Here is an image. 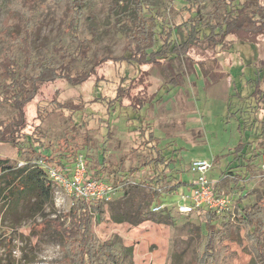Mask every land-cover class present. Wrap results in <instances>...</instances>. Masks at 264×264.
<instances>
[{
	"label": "rangeland",
	"instance_id": "1",
	"mask_svg": "<svg viewBox=\"0 0 264 264\" xmlns=\"http://www.w3.org/2000/svg\"><path fill=\"white\" fill-rule=\"evenodd\" d=\"M13 1L0 0V53L6 45L4 39L13 31L7 26L8 10ZM89 1L93 21L90 22L86 11L79 35L82 39H90L92 24L96 38L88 61L79 65L78 70L90 68L102 57H120L125 36L130 32L129 21L123 12L125 8H119L115 17L108 16V6L114 2L118 4L119 0ZM212 4L213 0H205L202 13H208ZM183 6V0L146 1V9L170 27L188 18ZM63 13L64 3L61 2L42 14L33 42L36 55L48 56L58 43L74 50V44L62 32ZM227 41L230 48L227 42L223 48L192 47L187 55L164 61L160 68L107 61L96 68L95 76L81 85L71 86L57 80L40 87L24 108L26 127L23 133L35 136L42 146L34 145L31 153L26 142L17 148L9 143L0 144V158L23 166L30 158L37 159L39 153H50L52 163L45 166L38 161L36 166L54 181L52 201L33 219L16 225L3 214L0 203V263L7 261V253L11 250V260L15 264H66L60 248L61 239L48 224H70L67 215L73 207V193L67 184L73 177H93L92 173L98 169L95 161L104 159L108 166L99 170L98 178L109 188L110 199L103 202L102 220L92 217L93 235L101 242L113 241L117 252L133 247L134 264H192L203 234V224L195 214L180 215L174 211L172 205L178 204V194L161 197V204L168 207L158 213L159 220L138 224L131 202L122 199L123 186L112 185L114 173L122 171V175L129 168H137L132 182L141 189L140 181L149 173L141 168L143 157L147 155L140 145L141 132L146 136L147 131H151L165 155L172 154L174 163L169 179L173 178V182L178 179L189 183L193 179L189 166L194 160L212 163L207 179L219 181L218 192L231 197L229 210L222 214L219 223L227 220L234 223L236 194L235 189L231 192L232 183L224 172L234 161L231 151L239 142H250L257 147L261 140L259 135L264 123L253 121V103L247 96L254 90L257 80L264 82V35L239 32ZM18 57L21 60V56ZM141 71L149 74L144 82L149 93H156V99L161 101L143 109L139 118L136 119L128 109L110 111L96 100L98 97L112 99L119 86H128ZM178 74L184 76L180 85H167ZM141 88L137 86L132 93ZM7 113V110L0 111V119H6ZM245 117L249 118L250 126L244 124ZM79 148L78 156L72 158L73 151ZM261 150L263 155L257 161L258 166L245 182L248 198L242 207L254 203L264 190V147ZM63 154L68 157V161L62 160L64 170H55L53 166H57V160ZM215 159L217 164H214ZM175 170L178 173H174ZM50 171L55 173L54 178ZM168 183L172 182L168 180ZM187 186L181 187L178 193L186 191ZM122 212L124 216H121ZM231 235L232 241L227 243L237 255L234 264H252L242 250L246 245L244 228L238 226L237 232Z\"/></svg>",
	"mask_w": 264,
	"mask_h": 264
},
{
	"label": "trees",
	"instance_id": "2",
	"mask_svg": "<svg viewBox=\"0 0 264 264\" xmlns=\"http://www.w3.org/2000/svg\"><path fill=\"white\" fill-rule=\"evenodd\" d=\"M147 0H119L108 6V16L115 17L119 8L129 21L130 32L125 36L122 55L118 58L102 57L96 60L88 69L78 70V66L88 61L96 31L90 26V39L80 37V29L84 13L88 12L90 22L93 14L89 9V0H14L9 6L7 19L8 28H13L4 39V50L0 53V111L7 110L6 119H0V144L9 143L17 148L22 142L33 152V146L42 143L33 135L23 133L26 127L25 106L35 97L40 87L63 80L71 86H78L95 76L96 68L104 62H125L133 66H150L160 68L164 61L187 55L192 47L221 48L228 37H234L239 32L248 35H264V0H213L212 9L202 13L205 0H183L188 18L179 25L170 27L157 15L146 9ZM64 3V13L61 17L63 35L68 37L74 50L70 51L61 43L54 45L48 56L36 55L33 42L38 31L42 14L51 6ZM148 14V15H147ZM229 48L231 47L228 43ZM21 56V60L18 57ZM263 65V64H261ZM264 66V65H263ZM147 71H141L128 86H119L112 99L96 100L103 103L110 111L116 108L128 109L139 118L141 111L153 107L156 93H149L144 82L148 78ZM178 74L167 83L178 87L183 79ZM137 86H142L137 92ZM253 103L255 120L264 123V82L257 80L254 90L247 96ZM127 101V103H124ZM250 106V105H249ZM260 115V118H259ZM244 124L250 126L246 117ZM261 140L254 147L250 142H239L231 151L234 161L224 172L232 183L231 192L236 194L234 200L236 215L234 223L222 221V214L217 215L208 210L194 213L203 224V234L196 247V258L192 264H234L236 254L230 250L228 243L232 241L231 234L236 233L238 226L244 228L246 253L252 264H264V190L256 197L254 203L247 206L241 204L248 198L245 182L251 178L261 159L264 147V128L260 131ZM139 137L142 149L147 152L143 157L142 169H147L148 176L140 181L141 189L133 184L137 168H129L125 173L118 171L112 177L114 187L123 186L122 199L131 202L132 212L137 223L159 220L158 213H152L151 207L161 203L162 196L178 194L181 187L188 183L173 178L169 179L173 156L165 155L158 147V140L151 131ZM37 143V144H36ZM46 149V148H44ZM80 148L74 150L72 158L78 156ZM50 154V153H49ZM48 153H39L37 159L30 158L25 165L20 166L14 161L0 158V203L3 214L13 219L14 225L23 220H31L40 214L44 207L52 201V185L54 181L36 162L42 161L45 166L54 160ZM58 158L57 166L53 168L64 170L66 154ZM98 169L92 173V178H98L99 170L107 169L104 159L95 161ZM218 161L215 159L214 164ZM110 172V171H109ZM108 172V173H109ZM178 173V171H174ZM229 174V175H227ZM67 176V174H64ZM170 180L172 183H168ZM218 191V183L216 181ZM219 193V192H218ZM227 194V193H225ZM125 213L122 212L121 216ZM67 217L70 224H48L50 229L60 237V248L66 264H134L133 247L124 248L121 252L115 250L113 241H99L91 232L92 217L102 220L104 217L103 201H84L73 197V207ZM197 233H200L198 231ZM7 261L0 264H15L12 261L11 250L7 253Z\"/></svg>",
	"mask_w": 264,
	"mask_h": 264
},
{
	"label": "built area",
	"instance_id": "3",
	"mask_svg": "<svg viewBox=\"0 0 264 264\" xmlns=\"http://www.w3.org/2000/svg\"><path fill=\"white\" fill-rule=\"evenodd\" d=\"M213 168L212 163L206 160H194L189 166V171L193 174V179L188 183L187 190L178 193L179 202L172 205L174 211L180 215H189L199 210H208L217 215H221L229 210L231 197L220 194L217 191V182L209 181L207 173ZM54 178L55 173L50 171ZM73 193V197L89 201H108L110 199L106 183L100 179L86 176L85 179L73 177L67 184ZM161 203H155L151 207L152 213H160L167 209Z\"/></svg>",
	"mask_w": 264,
	"mask_h": 264
}]
</instances>
